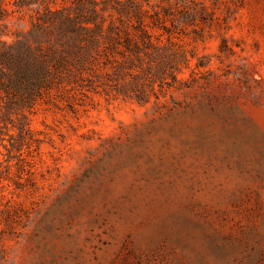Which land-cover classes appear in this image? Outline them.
Listing matches in <instances>:
<instances>
[{
	"label": "rangeland",
	"instance_id": "374dc122",
	"mask_svg": "<svg viewBox=\"0 0 264 264\" xmlns=\"http://www.w3.org/2000/svg\"><path fill=\"white\" fill-rule=\"evenodd\" d=\"M48 11L80 28L0 90V264H264V0H0V47Z\"/></svg>",
	"mask_w": 264,
	"mask_h": 264
},
{
	"label": "trees",
	"instance_id": "16d2710c",
	"mask_svg": "<svg viewBox=\"0 0 264 264\" xmlns=\"http://www.w3.org/2000/svg\"><path fill=\"white\" fill-rule=\"evenodd\" d=\"M24 4H16L22 7ZM48 11L32 22L21 40L0 47V90L11 94L10 105L29 107L58 82L64 63L74 56L80 26L76 19L50 20ZM16 99V100H15Z\"/></svg>",
	"mask_w": 264,
	"mask_h": 264
}]
</instances>
